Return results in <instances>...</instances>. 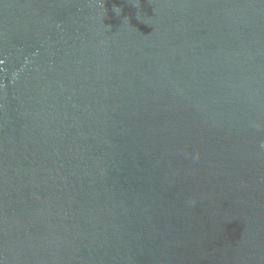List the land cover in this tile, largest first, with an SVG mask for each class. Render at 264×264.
Wrapping results in <instances>:
<instances>
[{"label": "water", "instance_id": "water-1", "mask_svg": "<svg viewBox=\"0 0 264 264\" xmlns=\"http://www.w3.org/2000/svg\"><path fill=\"white\" fill-rule=\"evenodd\" d=\"M0 264H264V0H0Z\"/></svg>", "mask_w": 264, "mask_h": 264}]
</instances>
